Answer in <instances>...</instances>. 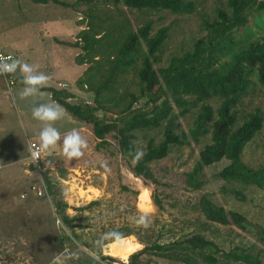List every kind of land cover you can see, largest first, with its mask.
I'll use <instances>...</instances> for the list:
<instances>
[{"label":"trees","instance_id":"obj_1","mask_svg":"<svg viewBox=\"0 0 264 264\" xmlns=\"http://www.w3.org/2000/svg\"><path fill=\"white\" fill-rule=\"evenodd\" d=\"M92 1L81 2L91 4ZM32 2L39 5L53 3L66 8L80 3L71 5L59 0ZM113 2L116 16L100 15L96 8H90L84 14L82 25L86 23L87 26L77 35L78 41L60 43L82 50L76 64L88 67L76 85L81 91L94 95L93 103L88 105L82 99L78 104L70 103L76 99L70 89L44 87L41 92L50 93L53 101L69 115L91 125L99 149L111 148L110 141L114 140L116 153L128 163L132 175L148 187L161 184L152 168L154 164L167 159L174 149L200 145L209 136V143L200 151L192 170L183 174L188 189L202 190L205 170L227 161L229 164L215 176L216 179L240 185L243 189L257 187L264 190V167L253 169L242 159L245 149L264 128V114L260 109L251 112L244 109V99L256 88L264 90V0H225L222 6L215 3L209 14L204 12L207 0ZM124 9L137 12L147 20L135 29ZM163 13L178 17L197 15L200 34L192 39L190 49L170 57L166 67H157L163 62L174 25L162 27L154 34L156 21L152 18ZM131 72L137 80L136 91L127 84ZM15 77L23 87L18 73ZM193 111H196L194 122L184 130L181 119ZM154 131H159L160 137L148 141L143 150L144 157L133 165L132 154L137 149L139 135ZM39 167L45 169L46 165L39 161ZM65 175L63 172L62 177ZM43 181L47 196H36V199L55 198L54 182L47 173ZM233 194L246 200L243 190L233 191ZM153 201L160 211L164 210L158 196H153ZM23 204L29 206L31 201ZM98 204L94 202L77 211L91 209ZM54 207L63 225L74 230L81 218L66 215L68 206L63 202L56 201ZM198 208L208 223L243 231L253 229V224L243 215L219 207L207 194L201 196ZM24 217L19 215L12 220L2 214L0 241L4 234L11 242L17 226L21 223L28 226L30 222H26L28 218ZM55 222V219L47 222L44 232L36 226L20 229L19 234L28 241L35 239L23 248L32 252L36 258L34 264H52L54 257L63 253L76 238L75 234L72 237L61 235ZM121 231L131 233L130 229ZM259 235L260 242L264 244V230ZM17 241L12 240L11 243L18 244ZM0 244L1 247H9L6 242ZM41 251L43 254L39 255ZM0 254L6 255V252L0 251ZM147 255L161 257L171 264H220L218 255L228 262L226 264H262L257 256L240 247L228 253L221 252L201 233L193 234L182 242L166 245L155 242L133 254L130 264H145L143 257ZM105 259L115 263L111 258ZM68 264H91V261L80 258Z\"/></svg>","mask_w":264,"mask_h":264},{"label":"rangeland","instance_id":"obj_2","mask_svg":"<svg viewBox=\"0 0 264 264\" xmlns=\"http://www.w3.org/2000/svg\"><path fill=\"white\" fill-rule=\"evenodd\" d=\"M59 1L71 5L80 3L75 7L66 8L53 3L39 5L32 0H0V45L6 47L16 44L17 49H10L11 53L22 61L37 65L39 71L50 76L47 88L60 90L59 84H68L70 92L76 96V99L69 101L70 103L78 104L82 99L92 104L94 95L81 91L76 85V81L88 67L76 64V58L82 54V50L60 43L78 41L77 35L87 26L86 23L82 25L84 14L90 8H96L100 15L103 13L115 15L116 7L113 0H93L91 4L81 2L82 0ZM224 2L225 0H207L204 12L209 14L215 3L222 6ZM125 11L135 29L147 20L137 12ZM152 19L156 21L154 34L160 28L174 24L163 62L157 67H166L170 57L190 49L192 39L200 34V20L197 15L178 17L163 13L153 16ZM136 82L131 72L127 77V84L131 85L132 91H136ZM21 91L22 87L17 83L12 90V95L8 94L0 77V216L6 214L15 220V217L20 215V217L28 218L25 219L26 222H30L28 226L25 223H19L21 226H17L14 231L12 240L14 242L17 239L18 244L13 245L12 240L10 242L2 234L0 242H6L9 247L0 246V251L6 252L7 255L0 254V264H34L36 258L31 255L32 252L23 248L35 239L28 241L25 236L19 234L20 229L36 226L42 232L46 231V223L56 220L58 216L54 204L56 201L64 203L60 195L58 177H62L63 172L67 175L68 171L76 170H81L82 175L89 173V182L102 190L99 199L84 203L79 208H87L94 202L99 203L98 205L81 212L77 211L79 208H75V214L71 216H78L81 221L76 223L77 227L74 230L68 228L70 237L75 234L76 238L73 239L72 244L66 245V249L69 252L78 253L80 258L89 259L83 249L92 250V241L100 232L118 226L120 230L130 229L134 232L144 244V248L152 246L155 242L160 245L182 242L193 234L201 233L221 252L228 253L240 247L257 256L264 264V244L259 240V233L264 230V190L257 187L243 189L240 185L227 184L216 179L215 176L229 164L227 161L205 170L202 178L205 186L202 190L191 191L184 183L183 174L192 170L200 151L209 143V136L204 138L200 145L193 144L190 148L174 149L167 159L154 164L152 168L161 182L160 185L151 184L148 187L139 180L144 187L151 189L153 204V196L156 195L162 201L164 210L160 211L154 204L156 210L151 217V226L148 229L135 228L129 223V217L136 213L137 179L132 175L128 163L116 153L117 143L112 140L111 148L99 149L92 126L80 122L65 112V117L55 122L54 126L60 131L61 139L72 128L79 130L89 145L85 156L69 162L59 155L60 147L58 146L53 156L41 160L46 165L45 169L40 168L39 164L33 165L27 156L28 147L31 141H37V138H32L37 137L41 125L32 119L31 109L40 103H49L53 100L49 99L47 93L38 94L32 97L35 101L31 104L30 98L28 101L27 98H20ZM244 104L245 111L260 109L264 114V90L256 88L249 97L244 99ZM195 114L196 111H193L181 119L184 130L191 127ZM159 137V131L144 132L139 135L136 146L144 150L151 138ZM47 159H52L51 165ZM242 159L253 169L264 167V128L245 149ZM100 160H106L111 168V173L103 180L100 178L103 170H93L97 161ZM46 173L54 182L56 197L48 196L46 200H38L32 188H45L43 180ZM240 190H243L245 201L233 194V191ZM21 194L25 196L22 200ZM206 194L219 207L243 215L253 224V229L243 231L236 227H224L206 222L198 208L201 196ZM27 200L31 201L29 206L23 204ZM121 204L126 205L123 212L120 211ZM57 229L60 230L61 235L69 236L62 228ZM41 254H43L42 251L39 252V255ZM218 259L220 264L228 263L221 255H218ZM143 260L145 264H171L166 259L155 255L144 256ZM106 264L115 263L106 261ZM229 264L240 263L230 262Z\"/></svg>","mask_w":264,"mask_h":264},{"label":"clouds","instance_id":"obj_3","mask_svg":"<svg viewBox=\"0 0 264 264\" xmlns=\"http://www.w3.org/2000/svg\"><path fill=\"white\" fill-rule=\"evenodd\" d=\"M19 74L20 83L23 89L20 92V98L42 94V88L46 87L50 81V76L38 70V66L22 61L19 57L11 54H0V75ZM31 117L40 123L41 127L37 135L35 144L28 147L29 159L33 162L53 156L57 147H60L59 155L67 161L78 160L85 156L88 149V141L81 135L80 131L72 128L63 135L56 126L55 122L65 117L64 108L56 103H40L32 107ZM145 153L142 149L137 148L132 154V164H138ZM51 165V160L48 161ZM103 170L101 179H106L111 173V168L106 160L97 161L93 170ZM60 185V195L64 203L68 206L65 208V214L72 216L75 214L74 209L79 208L84 203H90L94 199H99L102 190L93 186L90 181V174L81 170L68 171L65 177H58ZM136 187L138 195L136 197V213L129 217V223L135 228L148 229L152 224V215L155 213V206L152 202L151 189L144 187L137 179ZM43 190L40 195H43ZM20 199H24L21 194ZM126 205L121 204L120 211H124ZM57 228L71 236L68 227L63 225L62 220L57 216ZM144 244L140 242L134 232L125 233L120 228L113 227L109 230L100 232L96 239L92 241V250L83 249L89 257L91 264H106L105 258H111L115 264H130V257L142 251ZM80 257L76 252H69L67 249L54 257L52 264H68L69 261L79 260Z\"/></svg>","mask_w":264,"mask_h":264},{"label":"built area","instance_id":"obj_4","mask_svg":"<svg viewBox=\"0 0 264 264\" xmlns=\"http://www.w3.org/2000/svg\"><path fill=\"white\" fill-rule=\"evenodd\" d=\"M0 54H4V55H8V54H11L13 55L14 57H16V55L14 53H11V52H7L3 47L0 46ZM0 77L2 78L3 82H4V86L5 88L8 90V94L12 95V90L13 88L16 86L17 84V80H16V77H15V74H3V75H0ZM59 86V89H69V85L66 84V83H61L58 85ZM86 104L88 105H91L90 102H85ZM36 142L34 141H31L29 143L30 144H35ZM42 160V159H41ZM40 160V161H41ZM33 165L37 166L39 164V161L37 162H33ZM43 190V195H40V192ZM32 191L35 193L36 196H39V197H43V196H47V190H46V187L41 189V188H35L33 187L32 188ZM24 195V194H23ZM25 197V196H24Z\"/></svg>","mask_w":264,"mask_h":264},{"label":"crops","instance_id":"obj_5","mask_svg":"<svg viewBox=\"0 0 264 264\" xmlns=\"http://www.w3.org/2000/svg\"><path fill=\"white\" fill-rule=\"evenodd\" d=\"M1 47H3L7 52H12V51H10V49H17V45L16 44H12V45H10V46H3V45H0ZM22 89H23V87H22ZM45 93H47L48 94V97H49V99L50 100H53L52 99V96H51V94L50 93H48V92H42V94H45ZM30 98V102L29 103H33L34 101H35V99H32V97H29ZM27 101H28V98H27ZM71 101V100H70ZM51 102H53V101H51ZM28 103V104H29ZM66 112V111H65ZM67 113V112H66ZM37 137L35 136L34 138H32V139H36ZM31 139V140H32ZM9 166H11V165H9Z\"/></svg>","mask_w":264,"mask_h":264}]
</instances>
